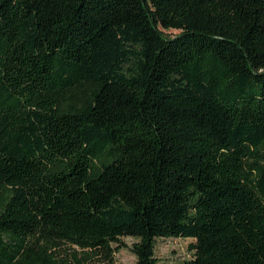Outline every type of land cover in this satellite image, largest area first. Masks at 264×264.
<instances>
[{
	"label": "trees",
	"instance_id": "1",
	"mask_svg": "<svg viewBox=\"0 0 264 264\" xmlns=\"http://www.w3.org/2000/svg\"><path fill=\"white\" fill-rule=\"evenodd\" d=\"M123 237L264 264V0H0V264Z\"/></svg>",
	"mask_w": 264,
	"mask_h": 264
},
{
	"label": "rangeland",
	"instance_id": "2",
	"mask_svg": "<svg viewBox=\"0 0 264 264\" xmlns=\"http://www.w3.org/2000/svg\"><path fill=\"white\" fill-rule=\"evenodd\" d=\"M161 30L168 36H174L180 32L176 28H163ZM123 246L119 243V250L116 251L114 264H134L136 255L132 250V237H123ZM194 243L193 238L185 237H160L156 240V255L159 258V264H174L193 257V251L190 245Z\"/></svg>",
	"mask_w": 264,
	"mask_h": 264
}]
</instances>
